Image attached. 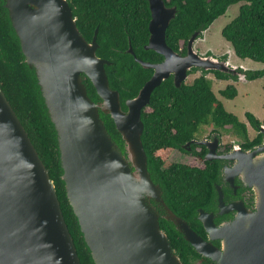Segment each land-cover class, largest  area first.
Listing matches in <instances>:
<instances>
[{"label": "water", "instance_id": "water-1", "mask_svg": "<svg viewBox=\"0 0 264 264\" xmlns=\"http://www.w3.org/2000/svg\"><path fill=\"white\" fill-rule=\"evenodd\" d=\"M1 1L24 62L34 72L56 137L60 180L93 264H182L146 198L162 205L164 220L214 264H264V125L259 127L262 145L251 153L239 149L236 164L242 182L254 190L255 211L236 208L234 220L219 226L211 214L198 213L209 240H220L219 250L164 204L161 189L147 171L141 142V112L154 89L170 76L179 88L192 69L238 79L245 75L227 61L197 54L193 46L198 32L188 40L185 55L171 50L165 34L176 9L167 8L163 0H146L150 21L144 50L163 60H138L128 41L127 52L153 73L137 96L125 101L124 111L105 73L104 66L111 63L96 56L98 29L88 43L76 27L68 0ZM82 75L99 102L88 97ZM100 112L113 121L123 152L107 133ZM0 264H81L54 183L1 88Z\"/></svg>", "mask_w": 264, "mask_h": 264}, {"label": "trees", "instance_id": "trees-1", "mask_svg": "<svg viewBox=\"0 0 264 264\" xmlns=\"http://www.w3.org/2000/svg\"><path fill=\"white\" fill-rule=\"evenodd\" d=\"M167 8H175L165 34L166 45L174 52L185 55L190 37L198 32L202 36L212 23L223 16L226 10L242 3L235 19L225 25L222 37L240 60H250L264 65V0H163ZM72 16L80 35L90 43L95 29L96 56L111 64L104 66L109 87L119 93L122 109L128 99L137 96L139 90L150 79L153 71L144 69L127 52L130 42L135 57L150 64L161 63L163 58L154 51L144 50L148 40L150 12L146 0H68ZM225 60V57H223ZM200 71L191 84L183 83L179 88L172 77L164 80L151 94L150 103L141 112L143 132L141 142L147 160L150 179L162 192V200L168 209L193 229L203 233L197 219V210H207L215 198L212 182L218 169L205 162V168L193 167L187 162L169 163L168 158L175 150L197 138L202 129L211 126L218 133L231 132L240 139L244 149L262 143L259 127L264 122L253 114L245 113L249 126L258 133L252 141L247 135V126L234 114L227 112L211 89L208 74L217 80L236 81L237 76L217 71L205 72L192 69L188 76ZM245 79L254 81L264 76V68L257 71L243 70ZM87 95L93 102H99L94 88L82 75ZM0 88L13 108L28 138L53 181L60 208L73 239L81 264H93L83 241L76 219L65 196L60 180V167L56 137L43 105L34 72L28 68L21 53L8 18L7 10L0 0ZM264 93V85L262 87ZM219 94L232 100L237 89L227 85ZM107 133L118 149L123 152V142L108 115L99 113ZM200 148V147H199ZM198 147L192 146L195 151ZM205 152L196 153L200 158ZM167 165V166H166ZM159 227L166 234L171 250L182 258L195 253L191 245L175 229L174 225L159 216ZM204 264H214L204 259Z\"/></svg>", "mask_w": 264, "mask_h": 264}, {"label": "flooded vegetation", "instance_id": "flooded-vegetation-1", "mask_svg": "<svg viewBox=\"0 0 264 264\" xmlns=\"http://www.w3.org/2000/svg\"><path fill=\"white\" fill-rule=\"evenodd\" d=\"M218 60L225 61L223 58H218ZM236 71L240 72L239 68H236ZM224 133L225 132L223 131H221L220 133H218L217 131L215 132L211 127L206 135L200 134L199 137L197 136V138L187 142L189 143L188 145H186V143L182 145L181 150H175L173 152L174 154L169 157L172 160L176 155L183 156L186 159L185 162H194L198 164L194 166L199 168H205V162L219 163V165H210L212 167H217L218 169L216 179L212 182L215 198H213V202L210 204L207 210H197V219L199 211H204L205 213L212 215L215 226H219L223 223H228L234 220V218L238 215L236 208H242L247 212L255 211L256 196L254 190L242 182L241 177L237 174L236 170L239 165L236 164L238 163L237 155L239 154V149L243 153H251L262 145L261 143L260 145L252 146L250 149H243L239 145L236 139L237 137L233 133H231V135L236 138L224 142L222 140V135ZM252 140L253 138L250 139V141ZM198 142L202 144H197ZM192 146L198 147V149L193 151ZM202 149H204L205 152L200 158L196 153H201ZM207 155H209V157H212V160H206L205 157ZM175 162L178 161H170V163ZM190 166L193 167V165ZM219 198H221V207ZM146 200L152 207L155 208L160 217L164 215V208L162 205L156 204L152 199L149 198H146ZM193 231L204 241L209 242L214 248L218 250L221 248L220 240H209L204 228L203 233H199V229H193ZM195 253L197 255L189 253L183 258L181 256H179L178 258L180 259L182 264H204L203 260L206 258L199 255L196 251Z\"/></svg>", "mask_w": 264, "mask_h": 264}, {"label": "rangeland", "instance_id": "rangeland-1", "mask_svg": "<svg viewBox=\"0 0 264 264\" xmlns=\"http://www.w3.org/2000/svg\"><path fill=\"white\" fill-rule=\"evenodd\" d=\"M242 3L230 6L226 13L216 19L212 25L202 33V36L195 41L193 46L195 52L200 56H213L215 58L225 57V61L229 63V66L240 68L243 70L257 71L264 68V65L256 63L250 60H240L233 53L231 45L225 41L221 35V31L225 25L235 19L238 15L239 8ZM201 74L197 71L195 74L189 75L185 81L186 84H191L194 78ZM211 84V89L222 103L224 109L234 114L241 122L247 126V135L249 139L254 138L257 135V131L251 128L246 121L245 113L249 112L253 114L259 121L264 122V93L262 87L264 85V76L254 81H248L246 79H237L221 81L217 80L213 74L206 76ZM227 85H233L237 89V96L232 100L223 98L219 91L224 90ZM211 126L204 127L201 135H206ZM199 137V135H197ZM236 137L231 135V132H225L222 135L224 142L235 139ZM238 143L240 139L236 138ZM168 161L185 162L186 159L183 156H175L174 159L168 158ZM194 162L190 161V165H194ZM196 164V163H195ZM198 165V164H197Z\"/></svg>", "mask_w": 264, "mask_h": 264}]
</instances>
